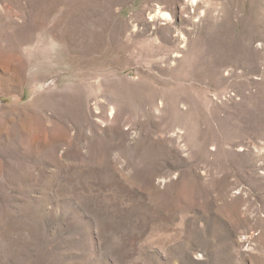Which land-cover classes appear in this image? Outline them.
I'll use <instances>...</instances> for the list:
<instances>
[{
  "label": "rangeland",
  "instance_id": "obj_1",
  "mask_svg": "<svg viewBox=\"0 0 264 264\" xmlns=\"http://www.w3.org/2000/svg\"><path fill=\"white\" fill-rule=\"evenodd\" d=\"M0 264H264V0H0Z\"/></svg>",
  "mask_w": 264,
  "mask_h": 264
}]
</instances>
